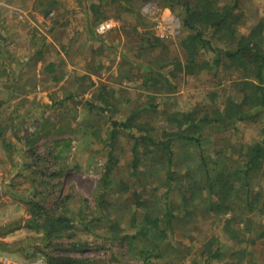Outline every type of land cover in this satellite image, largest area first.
<instances>
[{
  "label": "rangeland",
  "instance_id": "rangeland-1",
  "mask_svg": "<svg viewBox=\"0 0 264 264\" xmlns=\"http://www.w3.org/2000/svg\"><path fill=\"white\" fill-rule=\"evenodd\" d=\"M49 1L13 0L38 11L18 20L30 35L17 47L24 56L43 49L65 19L46 17L52 4L67 5ZM234 1L235 35L248 34L259 21L264 33V0H215L218 6ZM147 2L182 22V8L173 0H105L91 9L92 18L114 19L121 32L113 37L124 38L108 51L6 57L10 49L0 38V264L5 258L50 264L51 255L73 264H264V239L249 240L264 227V156L257 169L243 173L249 147L263 140L264 114L254 108L242 120L222 117L231 99L243 97L239 79L253 80L256 68L225 56L235 49L227 30L206 29L212 46L185 69L180 42L190 31L181 24L174 37L159 39L153 14L144 11ZM80 53L78 46L74 56ZM192 110L195 117L220 121L180 131L167 120L175 111ZM113 121H128L130 128ZM176 131L193 138L172 136L168 143ZM140 135L154 142L139 141ZM219 171L230 173L233 184L225 201L207 187L212 177L219 190ZM211 196L214 205L229 209L216 212ZM145 214L159 217L168 231L164 240L152 227L143 233ZM47 215L68 220L50 244L48 227L35 224ZM208 249L220 256L207 258Z\"/></svg>",
  "mask_w": 264,
  "mask_h": 264
},
{
  "label": "trees",
  "instance_id": "trees-1",
  "mask_svg": "<svg viewBox=\"0 0 264 264\" xmlns=\"http://www.w3.org/2000/svg\"><path fill=\"white\" fill-rule=\"evenodd\" d=\"M175 3L180 5L183 11V18L182 24L183 26L190 31L186 36L181 39L180 45L185 51L186 54V62L187 67L185 69L188 70V64L191 65L196 62V57L199 54L201 49L210 48L211 41L205 37V30L211 29L212 34L219 33L224 30H227L229 34L227 35L228 43L235 44L234 50H227L224 51L226 57L236 60L239 65L247 67V65L251 64L255 66V70L253 72V80L244 76L243 78L239 79V83L241 84L243 97L240 100L233 101L231 99L229 105L225 107V112L222 117L230 118L232 116L236 117L237 119H245L246 113L250 112L256 108L259 111H263L264 114V33H263V25L262 22H258L254 25L248 34L241 35L240 37L235 35V31L233 28L234 20L233 14L234 9L236 8V1L232 5H224L218 6L215 0H173ZM232 18V19H231ZM237 18V17H236ZM222 34V33H219ZM222 37L223 35H219ZM183 64V65H185ZM202 67V64L198 65ZM53 66L49 65V69ZM204 67V66H203ZM0 116V121H1ZM168 122H173L176 124L179 130H183V128L188 129L190 127H194V129H201V124L203 122L209 121H220L217 117L213 118V120L209 119L208 115H203L202 117H195L194 110L188 112H181L175 111L172 113L168 118ZM130 122L123 121L117 122L113 121L114 126H121L123 128H130ZM1 125V122H0ZM169 137L168 143L170 142V138L172 136L183 137L185 139H192L191 133H177L171 132ZM140 139L146 140L148 143L154 142L151 136H142L140 135ZM138 142V141H137ZM162 142V141H161ZM165 144V143H164ZM165 146V145H164ZM165 148H168L165 146ZM251 153L248 155V160L246 162V168L243 170L245 176H247L250 170H254L258 168L260 163V159L264 156V136L263 140L257 142L249 147ZM229 174L225 173L224 171L217 172L216 181L219 184V190L214 191L213 185L211 183L212 177H210L208 181V190L211 194L215 195V197L219 198L221 201L227 200L230 194H227L231 191V187L233 184H228L229 182ZM227 179H226V178ZM237 180H241L240 177H237ZM235 189V188H234ZM210 204L209 206H214L218 211L228 210L229 207L225 206L222 207L223 203H216L214 205L212 196L209 198ZM231 202V201H230ZM212 208L209 207L210 210ZM171 213L167 212L166 215L169 216ZM67 219L64 216L58 217H50L44 216L43 224L41 225L40 222L35 223L37 226H46L48 229L44 235L46 241L50 244L52 239V234L59 231L61 233L62 226L61 223L64 222L67 224ZM143 233L147 234L149 232L150 227L152 231L156 233V238L159 241H162L166 238L167 230L164 229L160 224L159 217H152L151 215H144L143 216ZM227 225L230 227L229 221H227ZM32 226V225H30ZM227 226V227H228ZM41 229V228H39ZM231 232L230 236L236 237V233L230 229ZM256 239H264V227L261 228V231L258 233L257 236L254 238H250V242H254ZM220 256V252L214 249H208L207 258H218ZM50 264H73L72 260L68 257H64L61 255H51L50 257Z\"/></svg>",
  "mask_w": 264,
  "mask_h": 264
},
{
  "label": "crops",
  "instance_id": "crops-1",
  "mask_svg": "<svg viewBox=\"0 0 264 264\" xmlns=\"http://www.w3.org/2000/svg\"><path fill=\"white\" fill-rule=\"evenodd\" d=\"M64 2L67 3L66 6L55 8V6H53L52 4L54 3V0L49 1V3L52 4V8L46 11V17L64 14L65 19H60L59 21H57L55 31L50 32L47 35L48 40L43 49H36L33 53H29L28 55L24 56L21 48L17 47L23 45V42L29 39L30 35L24 33V24L19 23L15 17H17V14H25L27 16H24L23 19L27 17L30 18V15H32L33 13L37 14L38 11H35L29 7L23 8L21 5L13 2V0H0V31H2V33H0L5 36H0V38L3 39L4 45L10 49L6 57H85L87 48L89 50L94 47H100L104 52V50L108 51L110 46H113L114 44L122 45V40H124L123 36L122 39H120L114 38L112 35L117 30L118 33L121 32L120 25H118L117 28L115 27L112 30L105 31L101 29V24L103 21L111 18H104L97 22L92 18L91 9H96L98 6H100L101 3H104L105 0L60 1V3L62 4H64ZM26 3L32 4L31 1H26ZM13 14H15V17ZM73 16L77 17L76 21L73 20ZM180 23L182 24L181 20ZM181 28L182 25L180 26L177 34L181 31ZM52 30L53 29H49L48 31ZM56 31L60 32V39L55 37V34H57L58 36V33ZM78 46L81 53L74 56L75 48ZM68 48H70L69 53L66 52V49ZM87 52L88 55L91 54L90 50ZM93 52L97 51L93 49ZM26 80H29L28 83L26 82ZM30 80L31 79L23 78L22 83H25V85H30L32 88ZM10 87V91H12V84Z\"/></svg>",
  "mask_w": 264,
  "mask_h": 264
},
{
  "label": "built area",
  "instance_id": "built-area-1",
  "mask_svg": "<svg viewBox=\"0 0 264 264\" xmlns=\"http://www.w3.org/2000/svg\"><path fill=\"white\" fill-rule=\"evenodd\" d=\"M151 2H147L144 4V11L148 12L149 15L153 14L154 16V29H156V36L159 38H166V37H174L178 30L180 29L181 23L177 16L171 13H161L155 12L153 7L151 6ZM25 14H17V20H25L23 19ZM28 18V17H27ZM29 19V18H28ZM117 26V22L113 19H108L102 22L101 29L102 30H112ZM1 264H14V262L7 260L6 258L2 260ZM21 264H47L45 261L38 260L34 263H21Z\"/></svg>",
  "mask_w": 264,
  "mask_h": 264
}]
</instances>
